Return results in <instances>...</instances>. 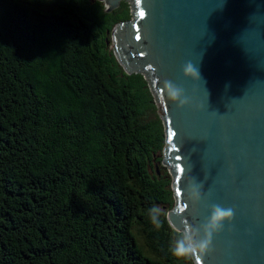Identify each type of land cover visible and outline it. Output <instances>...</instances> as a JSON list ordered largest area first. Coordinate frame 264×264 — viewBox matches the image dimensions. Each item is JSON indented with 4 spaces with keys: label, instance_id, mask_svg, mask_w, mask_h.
<instances>
[{
    "label": "trees",
    "instance_id": "1",
    "mask_svg": "<svg viewBox=\"0 0 264 264\" xmlns=\"http://www.w3.org/2000/svg\"><path fill=\"white\" fill-rule=\"evenodd\" d=\"M131 18L128 0H0V264H195L171 251L150 84L111 49Z\"/></svg>",
    "mask_w": 264,
    "mask_h": 264
},
{
    "label": "water",
    "instance_id": "2",
    "mask_svg": "<svg viewBox=\"0 0 264 264\" xmlns=\"http://www.w3.org/2000/svg\"><path fill=\"white\" fill-rule=\"evenodd\" d=\"M99 1L112 11L122 0ZM131 1L132 18L112 31L114 54L127 74L148 80L165 126L170 225L179 232L186 218L199 227L211 204L232 207L235 218L204 264H264V0ZM188 62L200 81L184 75ZM166 80L189 105L167 97ZM192 178L204 184L199 203L190 199Z\"/></svg>",
    "mask_w": 264,
    "mask_h": 264
},
{
    "label": "clouds",
    "instance_id": "3",
    "mask_svg": "<svg viewBox=\"0 0 264 264\" xmlns=\"http://www.w3.org/2000/svg\"><path fill=\"white\" fill-rule=\"evenodd\" d=\"M139 2V0H138ZM143 17L145 18L146 12ZM183 73L186 77L192 79L201 80V76L197 67L191 62H188L183 66ZM164 91L167 93V97L172 101L176 102L180 108L190 104V99L185 95L184 89L178 87L170 80L164 81ZM203 182H196L192 178V183L189 186L190 199L194 203H199L203 199ZM188 207L184 204L177 211L183 213ZM162 210L153 205L149 209V217L151 222L156 226H161L160 216ZM235 218V210L232 207H223L220 204L210 205V215L205 221L199 226H194L186 218L182 221L183 228L179 231L177 238L174 241V245L171 249L172 254L180 259L194 260L195 264H204V257L213 251V240L214 237L223 232L225 229V222L231 224ZM232 229L229 228V231Z\"/></svg>",
    "mask_w": 264,
    "mask_h": 264
},
{
    "label": "rangeland",
    "instance_id": "4",
    "mask_svg": "<svg viewBox=\"0 0 264 264\" xmlns=\"http://www.w3.org/2000/svg\"><path fill=\"white\" fill-rule=\"evenodd\" d=\"M123 1V0H122ZM121 1V2H122ZM128 2L130 3V5L132 4V1L131 0H128ZM105 3V2H104ZM106 4V3H105ZM107 5V4H106ZM111 49L114 51V43L112 42V39H111ZM156 167H159L160 171H159V174L160 175H165L166 173H169L170 177L173 179L175 178L173 173H172V170L171 168L166 164V163H158Z\"/></svg>",
    "mask_w": 264,
    "mask_h": 264
},
{
    "label": "snow or ice",
    "instance_id": "5",
    "mask_svg": "<svg viewBox=\"0 0 264 264\" xmlns=\"http://www.w3.org/2000/svg\"><path fill=\"white\" fill-rule=\"evenodd\" d=\"M139 15L141 17H143L145 15V13L143 11L139 12ZM141 37L139 35H137L136 39L139 40ZM173 136H175V133H172ZM177 159H179V157H177ZM181 172H183V168L180 169Z\"/></svg>",
    "mask_w": 264,
    "mask_h": 264
}]
</instances>
